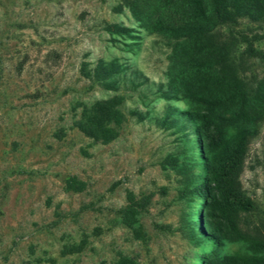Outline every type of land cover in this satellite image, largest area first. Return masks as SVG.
I'll return each mask as SVG.
<instances>
[{
	"label": "rangeland",
	"instance_id": "1",
	"mask_svg": "<svg viewBox=\"0 0 264 264\" xmlns=\"http://www.w3.org/2000/svg\"><path fill=\"white\" fill-rule=\"evenodd\" d=\"M130 1L0 0V264H243L257 254L217 242L208 223L221 220L200 192L208 166L173 68L181 38L167 28L177 23L158 0L138 15ZM213 31L238 39L243 79L264 78V18ZM239 178L241 227L264 234V117Z\"/></svg>",
	"mask_w": 264,
	"mask_h": 264
},
{
	"label": "trees",
	"instance_id": "2",
	"mask_svg": "<svg viewBox=\"0 0 264 264\" xmlns=\"http://www.w3.org/2000/svg\"><path fill=\"white\" fill-rule=\"evenodd\" d=\"M156 1L151 4L155 6ZM158 1L162 5L159 13L164 12L166 20L177 23L167 30L176 33V39L181 38V47L173 53V68L179 72L176 78L182 94L194 104L191 116L200 122V148L208 166L200 192L206 206L221 220V224L208 222L216 232L213 236L217 242L222 236L246 242L257 254L240 261L264 264V234L241 227V214L249 204L243 198L239 178L264 117V78L255 85L243 79L238 73L242 54L234 58L238 39L213 31L218 24H237L242 17L264 18V0H208L209 12L202 0ZM144 2L130 1L128 6L138 15ZM162 22L159 16L155 28L160 29ZM247 52L255 53L252 45ZM202 57L210 59V64L202 63ZM183 64L189 68L181 70ZM229 129L234 131L231 137L227 135Z\"/></svg>",
	"mask_w": 264,
	"mask_h": 264
}]
</instances>
